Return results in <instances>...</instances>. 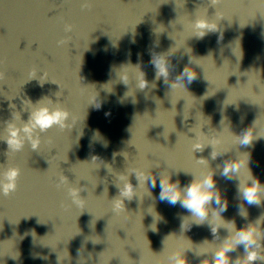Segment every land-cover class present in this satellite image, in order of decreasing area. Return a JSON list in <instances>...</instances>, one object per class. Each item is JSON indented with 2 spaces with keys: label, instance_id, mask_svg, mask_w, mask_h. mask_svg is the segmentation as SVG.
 Returning <instances> with one entry per match:
<instances>
[{
  "label": "water",
  "instance_id": "95a60500",
  "mask_svg": "<svg viewBox=\"0 0 264 264\" xmlns=\"http://www.w3.org/2000/svg\"><path fill=\"white\" fill-rule=\"evenodd\" d=\"M43 108L63 126H33ZM209 176L201 216L183 199ZM226 247L264 264V0H0V264H218Z\"/></svg>",
  "mask_w": 264,
  "mask_h": 264
},
{
  "label": "clouds",
  "instance_id": "9594fccd",
  "mask_svg": "<svg viewBox=\"0 0 264 264\" xmlns=\"http://www.w3.org/2000/svg\"><path fill=\"white\" fill-rule=\"evenodd\" d=\"M68 113L63 110H57L53 113H49L48 109L43 108L38 110L34 114V125L33 126H39L41 130H46L47 128L51 127L53 124H60L63 126V122L67 119ZM25 131H30V129L25 128ZM9 144L15 145L16 147H19L21 145V141L18 138L17 130L12 129L10 133V139L8 141ZM39 141H33V146L36 147L38 145ZM238 166V165H237ZM233 167V164L229 163V165L226 168V171L231 169ZM18 175V171L13 169L10 170L8 173V179L9 181H14L15 177ZM165 184H168L167 192L165 191ZM204 185H206V188L203 187L200 183L193 182L187 191L186 199H183V203L190 209L198 213L199 215H205L207 212V209L205 207L206 203L215 196L217 201L221 199L219 193L212 191L211 189L214 186V180L212 176H209L205 181ZM259 184H252L249 185L246 189V196L250 202L256 200L257 191H258ZM15 184L9 183L5 185L4 190L7 193L9 190H14ZM162 198H169L170 202L175 203L178 199H180L181 191L177 187L176 184L170 183L168 180H162ZM175 189V190H174ZM128 191H131L129 188ZM240 234H242V241H246L248 243L253 242L252 241V231L251 230H244L241 231ZM228 248H224L220 250L218 253V264H228L227 257L225 253L227 252ZM256 258L255 253H250L247 257L249 261H252ZM178 264H186V262L181 259L178 261Z\"/></svg>",
  "mask_w": 264,
  "mask_h": 264
},
{
  "label": "snow or ice",
  "instance_id": "6c2138e0",
  "mask_svg": "<svg viewBox=\"0 0 264 264\" xmlns=\"http://www.w3.org/2000/svg\"><path fill=\"white\" fill-rule=\"evenodd\" d=\"M244 142H247V140H245ZM201 216L203 215L201 214ZM241 238H242V234L239 233V239L241 240Z\"/></svg>",
  "mask_w": 264,
  "mask_h": 264
}]
</instances>
